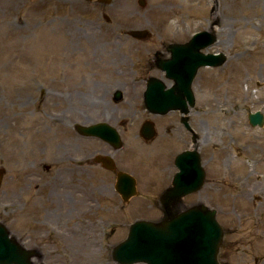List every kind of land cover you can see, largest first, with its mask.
<instances>
[{"label": "rangeland", "instance_id": "rangeland-1", "mask_svg": "<svg viewBox=\"0 0 264 264\" xmlns=\"http://www.w3.org/2000/svg\"><path fill=\"white\" fill-rule=\"evenodd\" d=\"M134 28L150 33L134 38L127 33ZM210 28L217 41L206 49L223 51L227 59L199 68L205 94L195 104L202 107L206 98L212 110L207 145L213 167L223 156L226 180L218 185L226 194L213 189L208 200H195L215 207L225 229L221 262L264 264V123L247 119V111L264 116V0H0V220L23 245L40 251L35 262L119 264L110 250L129 223L160 217L138 207L140 196L123 207L115 191L105 193L98 183L110 177L102 170L92 178L85 173L81 183L67 178L59 195L37 177L44 171L34 159L45 160L33 146L43 131L33 124L49 94L41 89L62 86L54 80L62 67L72 66L66 72L86 79L93 63L148 60L158 34ZM83 86L87 90L85 81ZM94 98L84 93V101Z\"/></svg>", "mask_w": 264, "mask_h": 264}, {"label": "flooded vegetation", "instance_id": "flooded-vegetation-1", "mask_svg": "<svg viewBox=\"0 0 264 264\" xmlns=\"http://www.w3.org/2000/svg\"><path fill=\"white\" fill-rule=\"evenodd\" d=\"M191 34L169 38L158 34L157 48L148 60L119 66L114 62L93 63L88 66L87 80L82 79L81 72L78 76L66 72L72 67L67 64L70 67H62L58 76L54 77V80L60 81V88L51 86L41 89L49 94L45 97L47 108L41 111L43 116L33 124L35 131H43V138L37 139L33 150L42 153L41 159L45 161L40 163L39 159H34V163L43 168L44 175L38 173L37 177L44 178L51 191L59 195L58 189L62 188L67 178L81 183L85 173L92 178L102 170L110 180L102 184L99 182L98 186L105 193H113L117 175L126 173L135 181L137 193L134 196L142 198L138 207L161 216L177 214L195 203V199L208 200L213 189L220 192L218 183L226 180L223 156L219 155L220 162L213 167L214 155L211 146L207 145L212 110L206 98L202 107L195 104L197 97L205 94L197 81L199 68L190 81L193 104L184 88H175L172 95L166 94L176 98L177 102L174 103L176 107L165 112L149 109L144 100L148 84H163L166 87L176 84V79L168 74L177 72L183 83L187 80V68L175 71L169 66L167 69L160 60L172 56L170 44L187 42ZM83 81L88 86L87 90H84ZM88 91L94 94L93 101H84V93ZM154 95L161 96L159 93ZM169 104L162 105L167 107ZM91 124H98L100 130L116 131L121 145L81 133L80 126ZM142 129L154 132L153 137L142 136ZM60 132L64 134L58 139ZM84 138L92 140V146H84ZM197 181L201 182L197 190L178 195L180 188H187L191 182ZM170 185L175 188V198L165 207L161 204V197ZM115 193L121 205L126 207L128 200H124L117 191ZM225 194V191L220 192L221 196ZM224 245L223 238L220 250ZM35 257H41L39 250Z\"/></svg>", "mask_w": 264, "mask_h": 264}, {"label": "water", "instance_id": "water-1", "mask_svg": "<svg viewBox=\"0 0 264 264\" xmlns=\"http://www.w3.org/2000/svg\"><path fill=\"white\" fill-rule=\"evenodd\" d=\"M109 1V0H101ZM138 4L144 5L145 0H137ZM147 29H131L129 35L142 38L147 36ZM215 34L210 29L196 31L189 41L184 43L170 44L172 57L160 60L164 67L172 66L179 71L182 68L189 70V76L183 83L180 74L175 72L171 75L176 79V84L164 89V85H158L156 90H147L145 93L146 107L153 111L165 112L177 102L172 93L175 88L187 93L193 104V94L190 90V81L195 71L202 65H219L225 61V54L221 52H203L201 49L215 41ZM168 68V67H167ZM152 93L171 94L168 99L155 96ZM170 103L162 109V103ZM173 103V104H172ZM250 124L262 125L264 118L260 111L247 114ZM84 134L97 135L104 139L118 138L115 132L101 131L97 125L80 128ZM152 136V131H143L142 136ZM116 146L120 141H116ZM198 160V156H197ZM3 169L0 168V180ZM117 191L125 197L134 193V181L126 174H119L116 180ZM200 182H191L187 188H180L179 195L197 189ZM175 188L169 187L162 197L163 203L167 204L174 198ZM127 236L117 242L111 248V256L119 264H220L217 253L223 236L222 226L216 219L215 209L208 207L203 202L195 203L185 210L161 218L158 220L137 219L129 225ZM35 248H25L13 235H10L7 227L0 221V264H44L33 262L31 256Z\"/></svg>", "mask_w": 264, "mask_h": 264}, {"label": "bare ground", "instance_id": "bare-ground-1", "mask_svg": "<svg viewBox=\"0 0 264 264\" xmlns=\"http://www.w3.org/2000/svg\"><path fill=\"white\" fill-rule=\"evenodd\" d=\"M46 53H48L47 51H46ZM245 92H244V97H247L248 95H249V91L246 89V90H244Z\"/></svg>", "mask_w": 264, "mask_h": 264}]
</instances>
